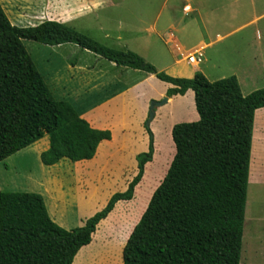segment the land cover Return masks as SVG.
I'll return each instance as SVG.
<instances>
[{"label": "trees", "instance_id": "obj_1", "mask_svg": "<svg viewBox=\"0 0 264 264\" xmlns=\"http://www.w3.org/2000/svg\"><path fill=\"white\" fill-rule=\"evenodd\" d=\"M22 40L49 47L73 44L116 66L152 74L173 86L167 98L193 92L198 120L175 131V156L125 245L123 261L239 264L254 115L264 108V89L243 96L234 76L216 82L200 74L171 78L128 50L107 48L55 21L13 26L0 4V163L45 135L49 147L40 161L46 167L91 160L98 145L110 139L109 132L91 129L68 102L53 97ZM144 129L148 149L136 156L137 172L126 190L113 194L80 228L57 226L37 194L0 192V264H72L115 204L133 199L154 155L146 123Z\"/></svg>", "mask_w": 264, "mask_h": 264}, {"label": "crops", "instance_id": "obj_2", "mask_svg": "<svg viewBox=\"0 0 264 264\" xmlns=\"http://www.w3.org/2000/svg\"><path fill=\"white\" fill-rule=\"evenodd\" d=\"M237 1L233 0L230 4L234 5ZM254 2V0L250 2L252 16L249 21L233 30L234 32L240 31L247 26L255 28L256 38L248 46L259 56L258 58L254 55V65L251 66L255 67L257 72L252 75L247 73L244 76L245 83L247 85L249 83L252 87H256L255 81L258 76L260 79L264 78V39L257 28L260 19L264 17V12L256 15ZM258 2L261 6L264 5V0H258ZM58 3L59 0H55L53 12L50 11V8L45 11L46 18L43 21H55L72 28L71 23L83 18L66 10H61ZM164 9L162 7L161 11H158L156 20L147 28H141V24L118 23V34L115 37L114 33L108 30L109 32L103 33V42L100 43L94 38L93 40L110 49L117 47L116 49H120L118 51L128 50L139 56L145 63L153 66L158 72L166 73L171 78L191 79L196 74L206 78L198 66L203 62V52L212 44L205 45L200 39L198 44L192 48V52L184 53L180 42L171 32L169 34L166 32L168 29L175 31L172 23L165 30L158 29L157 19ZM99 10V8L91 7L85 11V17L94 15ZM190 10L187 5L182 8L184 14ZM17 22L21 21L18 20ZM165 34L167 35L166 41L162 37ZM158 39L163 42L166 53L160 51ZM217 40L222 41L223 37L217 36ZM55 48L59 49L60 54H62L60 56L62 64L56 68L55 74L49 82H45L53 97L56 100L68 102L91 129L109 132L110 139L102 141L98 145L91 160L76 163H66V160H62L58 164L48 167L50 173L48 174L47 185L46 183L43 185L44 190L42 192L37 191L38 188L42 187V184L38 179H35V184L27 193H36L42 197L47 213L53 222L60 221L71 210L77 214L78 218L83 219L82 223L84 224L87 219L107 204L113 194L124 192L128 183L135 176L137 172L135 158L138 154L147 152L148 149V135L144 125L148 120L151 102L167 99L164 105L155 107L154 117L148 122L154 140V154L158 137L167 135L173 144L175 131L181 126L191 125L194 123L192 121L198 120V116L196 111L194 112V94L190 90L183 96L177 95L167 98L166 93L169 89H173V86L159 81L152 74L116 66L114 63L88 51H83L73 44L60 45ZM68 50L72 53L71 56L65 55ZM193 53H199L202 57L201 62L197 65L187 61L188 55ZM167 54L169 57L166 62L156 66L155 61L163 59V56L166 57ZM234 77L241 91V80L237 75ZM261 82L264 83V80ZM108 87H112L108 95L92 103L84 104L86 97L99 94ZM261 88L264 89V86ZM261 88H255V91L261 90ZM261 111L264 112V108L257 110L254 115L252 141L255 137L257 115ZM259 117L264 120V115ZM48 147L49 139L47 136V139L43 137L17 154L29 150L37 151V156L40 158V155ZM175 153L176 151L171 152L172 160ZM150 165L151 162L145 165L141 182L134 189L133 199L129 202L120 201L116 203L107 218L96 226L91 239L100 226H106L109 230L118 229L122 233L126 222L137 217V221L128 236L129 239L149 203L141 210L140 206L135 205L134 196H136L140 184L143 183ZM114 219L117 221L112 224Z\"/></svg>", "mask_w": 264, "mask_h": 264}, {"label": "rangeland", "instance_id": "obj_3", "mask_svg": "<svg viewBox=\"0 0 264 264\" xmlns=\"http://www.w3.org/2000/svg\"><path fill=\"white\" fill-rule=\"evenodd\" d=\"M231 1L233 0H59L58 4L61 10L83 17L71 23L70 26H73L74 30L84 35L88 34L87 37L89 36L92 40L97 39L100 43L103 42V33L113 32L114 37L118 34V23L141 24V28H147L154 23L158 11L164 7V11L157 19L158 29L165 30L172 23L175 31L168 29L166 32L173 34L186 54L193 51L192 48L200 39L205 45L211 43L212 46L207 47L203 52V62L198 66L205 74L206 78H204L208 82H216L237 75L241 80V94L247 96L255 91V88L264 86L261 82L264 78L260 79L259 76L255 81L256 87H252L249 83L247 85L244 81L247 73L252 75L257 72L255 67L251 66L254 65V55L258 58L259 56L248 46L256 38L255 28L247 26L240 31L233 30L247 23L251 18V0H238L234 5L230 4ZM254 1V12L260 15L264 12V5L261 6L258 0ZM0 4L11 25L16 27L37 25L46 18L45 11L48 8L52 12L55 10L53 9L55 0H0ZM184 5L191 9L190 12L185 14L182 12ZM91 7L100 10L94 15L85 17V11ZM18 20L21 22H17ZM261 25L264 26V17L257 25L264 39V27ZM217 36L223 37V40L218 41ZM162 37L164 41L167 40L166 34ZM21 42L37 71L48 83L54 76L56 68L62 64L60 50L34 41L22 40ZM158 43L160 51L166 53L163 42L159 40ZM116 48L113 50H120ZM71 54L69 50L65 52V55L71 56ZM168 57L167 54L166 57L163 56V59L155 61L156 66L166 62ZM111 90L112 87H108L99 94L86 97L84 104L102 99ZM259 113L251 147L250 176L239 264H264V120L259 117L264 115V112ZM184 136L185 133L180 135L179 144L184 141ZM44 137L47 139V136ZM172 151H176V144L174 141L171 144L167 135L156 139L154 159L134 196L135 205L140 206L141 210L162 184L173 161ZM66 163L70 162L66 160ZM49 173V168L43 166L37 156V151L21 152L0 163V192L27 193L35 184V179L42 184L37 191L42 192L43 185L45 183L47 185ZM82 220L69 210L67 216L54 223L69 231L82 227ZM116 221L117 219H114L112 224ZM136 221L137 217L127 221L122 233L118 229L109 230L106 226H100L90 244L79 250L72 264H124L123 250Z\"/></svg>", "mask_w": 264, "mask_h": 264}, {"label": "water", "instance_id": "obj_4", "mask_svg": "<svg viewBox=\"0 0 264 264\" xmlns=\"http://www.w3.org/2000/svg\"><path fill=\"white\" fill-rule=\"evenodd\" d=\"M166 102H167V99L164 98L160 102H151L149 104V113H148V120H147L148 122H150L153 119V117H154V109H155V107H160V106L164 105Z\"/></svg>", "mask_w": 264, "mask_h": 264}, {"label": "built area", "instance_id": "obj_5", "mask_svg": "<svg viewBox=\"0 0 264 264\" xmlns=\"http://www.w3.org/2000/svg\"><path fill=\"white\" fill-rule=\"evenodd\" d=\"M186 10V9H185ZM201 55L199 53H193L191 55H188L187 61L190 64L197 65L201 62Z\"/></svg>", "mask_w": 264, "mask_h": 264}]
</instances>
